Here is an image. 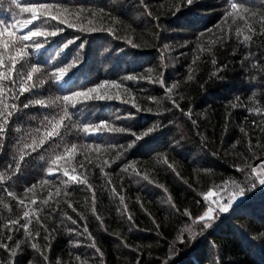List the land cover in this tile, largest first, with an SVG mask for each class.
I'll use <instances>...</instances> for the list:
<instances>
[{
	"label": "trees",
	"instance_id": "obj_1",
	"mask_svg": "<svg viewBox=\"0 0 264 264\" xmlns=\"http://www.w3.org/2000/svg\"><path fill=\"white\" fill-rule=\"evenodd\" d=\"M29 4L65 23L29 25L63 29L23 42L17 69L40 68L29 92L0 81V264H264V185L246 167L264 161V3L0 0V29L30 19L20 12ZM15 52L0 48V72ZM105 81L100 93L112 99L63 100ZM234 184L244 195L204 227L198 218L227 203Z\"/></svg>",
	"mask_w": 264,
	"mask_h": 264
},
{
	"label": "snow or ice",
	"instance_id": "obj_2",
	"mask_svg": "<svg viewBox=\"0 0 264 264\" xmlns=\"http://www.w3.org/2000/svg\"><path fill=\"white\" fill-rule=\"evenodd\" d=\"M13 2H16V0H13ZM193 0H187L188 4H192ZM262 3H264V0H261ZM17 7H19V4H17ZM51 6L49 5H34V4H29L25 7L20 8V12L22 13H31V18L30 19H21V20H16L15 23L13 24V27L16 28V31H12L10 32L8 30V28H3L0 29V48H2L4 50V52H9L10 51V46L12 49H16L15 55H9L8 57V66H7V71H2L0 72V81L3 80H10L12 83H19V92L20 94H23L25 92H29L30 89L33 87V85H30L28 82L33 80V74L34 73H39L40 72V68L32 65L30 68V71H28L25 75V73L23 72V65H21L20 69H17V63L19 61H22L24 59V57L27 55V48L28 45L23 43L25 41H29L32 40L34 37H40V36H55L57 35L58 31H62L63 29H60L58 27H54V29L52 31H48V30H42V28L40 26H36L34 28H29V25L33 24V21L39 20L41 17H45L48 16L51 18V20H58L59 18L56 15H53L52 12L50 11ZM231 9L232 10H243L245 12L248 11L247 8L244 7V5L242 3H231ZM233 13H229V15H232ZM65 23V21L63 19H59V24H63ZM72 25L69 24V27H71ZM21 29H28L27 33H21L19 36H17V32L20 31ZM237 32L239 33V29H237ZM5 34H7V38H5ZM245 40H249L251 39V37L249 36H245L244 37ZM17 43L22 44V47L16 48ZM71 43V42H69ZM129 43H131V41H129ZM68 45H65V48ZM135 47V45H133ZM43 45L40 43H37L35 45L36 50L38 51L40 48H42ZM5 66V60H4V55L3 53H0V67H4ZM67 72L66 68H60L59 69V74L55 75V79L59 82L61 80L64 79V76ZM13 76H15L17 79H13ZM128 79H134V77L129 76ZM108 81H105L104 83L101 84H97L96 86L92 87V88H88L87 90H83V91H77L75 93H73L72 96H64L63 100L67 103L71 100H73L74 98H83L84 100H107V99H112L113 97L108 96V95H104L100 93V89L105 88L108 85ZM114 87H119V85L115 84V82H112ZM175 87V85L173 86ZM170 91V90H169ZM95 93V95H93ZM118 98V97H117ZM36 104H43V101L37 100L35 101ZM30 104L29 103H25L23 105V107L27 108L29 107ZM15 107V106H13ZM12 115L11 112L7 113V116L10 117ZM0 116H4V113L0 112ZM65 117H68V112L65 109L63 117H61V120L56 123L53 124V131L48 132L47 135L49 137H52L54 135H59V132L57 131V129L59 128V126L63 123V119ZM8 123V119L5 118L3 119L2 122H0V136H2L5 133V126ZM105 127H107V125L105 124ZM83 131L85 133H90L93 132L94 129L92 128H88L85 127L83 129ZM112 131L115 132H123L124 129L123 128H114L112 129ZM147 134V133H146ZM141 137L137 136L136 139L139 140ZM41 143H43V141H41ZM129 147H131V145H129ZM99 149H97L98 151ZM76 151V145L73 144L71 145L70 148H66L65 149V153L66 154H71L74 153ZM63 157L60 155L56 156V159L53 161V163H55L56 161H59L60 159H62ZM23 162V157H21V163ZM21 165L18 164L16 167L19 168ZM171 167V165H169ZM246 167H250L251 168V173L250 176L253 179H258V183L259 185H264V161L261 162L260 165L258 166H251V165H246ZM243 171V169H241ZM48 172L51 174L53 173V169L49 168ZM63 175L65 177H68V179L70 181L73 182H86L85 181H80L79 178L76 175H70L69 171L67 168L64 169L63 171ZM144 179L147 180L148 177L144 176ZM34 187V185H33ZM91 187V186H89ZM233 187L235 189H237V192L233 194V196L227 201V203L224 204H220L216 201H214V203H217V208L214 209L213 207L209 206L207 208V210L203 213L202 216H200L198 218V221H202L204 222V227H209L210 223L209 221L213 220L214 217V212L218 211L220 213H224L227 212L235 198L237 195L239 196H243L245 193V189L243 187H240V185L238 184H234ZM252 187H255V183L252 184ZM27 191H32V188H28ZM9 196H12L13 193L12 192H8ZM214 195V193L210 190L209 192H207L204 195V199L208 200L210 199L212 196ZM121 201H123V197L120 198ZM33 203H35V200L32 201ZM20 203L23 204L24 201L20 200ZM29 213L27 211H25L23 213V217H28ZM99 219V217H97ZM69 219H71L69 217ZM129 219H131V217H129ZM30 222V221H29ZM11 223L13 224H18L19 221H11ZM73 223H75V221H73ZM21 227H23L25 229V232L27 235H31V233H28L27 230V224L21 225ZM85 231H87V228H85ZM9 239H11V237H9ZM22 243V242H21ZM19 245H17L18 247ZM93 247H95V244L92 245ZM0 247H7V245H2L0 244ZM31 247L33 249L37 248L36 244H31ZM97 251H99V249H97ZM16 252L15 250L12 251V255L15 256ZM45 260H47V257H44ZM77 259H79V257H77Z\"/></svg>",
	"mask_w": 264,
	"mask_h": 264
},
{
	"label": "bare ground",
	"instance_id": "obj_3",
	"mask_svg": "<svg viewBox=\"0 0 264 264\" xmlns=\"http://www.w3.org/2000/svg\"><path fill=\"white\" fill-rule=\"evenodd\" d=\"M139 73V72H138ZM108 90V89H107Z\"/></svg>",
	"mask_w": 264,
	"mask_h": 264
}]
</instances>
